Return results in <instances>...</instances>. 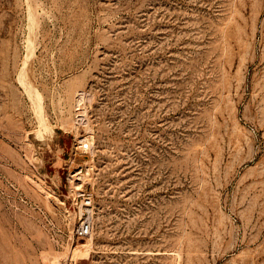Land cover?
I'll return each instance as SVG.
<instances>
[{
	"label": "rangeland",
	"instance_id": "1",
	"mask_svg": "<svg viewBox=\"0 0 264 264\" xmlns=\"http://www.w3.org/2000/svg\"><path fill=\"white\" fill-rule=\"evenodd\" d=\"M0 264H264V0H0Z\"/></svg>",
	"mask_w": 264,
	"mask_h": 264
},
{
	"label": "built area",
	"instance_id": "2",
	"mask_svg": "<svg viewBox=\"0 0 264 264\" xmlns=\"http://www.w3.org/2000/svg\"><path fill=\"white\" fill-rule=\"evenodd\" d=\"M84 151H90L91 144L85 142L82 144ZM78 207V223L76 227V235L78 238H88L93 233L92 212L94 207V198L91 193H84L80 197Z\"/></svg>",
	"mask_w": 264,
	"mask_h": 264
},
{
	"label": "bare ground",
	"instance_id": "3",
	"mask_svg": "<svg viewBox=\"0 0 264 264\" xmlns=\"http://www.w3.org/2000/svg\"><path fill=\"white\" fill-rule=\"evenodd\" d=\"M87 246H81L78 250H76V252H78L81 249H86ZM81 252V251H80ZM74 258V257H73Z\"/></svg>",
	"mask_w": 264,
	"mask_h": 264
}]
</instances>
